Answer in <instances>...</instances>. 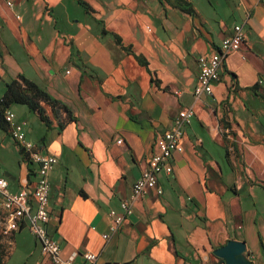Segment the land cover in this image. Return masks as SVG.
<instances>
[{"label": "crops", "instance_id": "crops-1", "mask_svg": "<svg viewBox=\"0 0 264 264\" xmlns=\"http://www.w3.org/2000/svg\"><path fill=\"white\" fill-rule=\"evenodd\" d=\"M80 1L91 11L78 0L0 1V100L22 75L69 112L60 111V127L44 102L49 124L25 105L7 109L36 151L57 158L46 228L60 255L74 264L84 251L96 264H223L212 251L235 240L250 264H264V0H185L190 14L163 0ZM236 24L241 50L223 62L212 94L195 99L198 56L217 51ZM189 107L172 174L159 173L105 241L108 212H120L155 141ZM0 178L10 193L36 182L8 128ZM18 249L16 264H51L25 227L12 232L11 257Z\"/></svg>", "mask_w": 264, "mask_h": 264}, {"label": "built area", "instance_id": "built-area-1", "mask_svg": "<svg viewBox=\"0 0 264 264\" xmlns=\"http://www.w3.org/2000/svg\"><path fill=\"white\" fill-rule=\"evenodd\" d=\"M0 1L8 9L13 7L14 0ZM244 41L242 25L236 24L232 28L231 35L222 39L217 51L198 56L196 60L197 79L192 88L195 99L203 94H212L213 83L219 80V70L223 62L231 53L240 51ZM192 116V107L181 109L173 119L171 129L157 138L154 152L147 166L132 185L129 196L120 201V212L114 210L108 212L110 219L108 233L102 235L105 241L116 233L125 218L131 214L133 203L156 187L157 175L161 172L166 175L172 174L171 156L173 153L183 151V128L190 124ZM4 119L8 125L10 137L18 145L22 154H25L27 159L35 165L36 182L32 189L24 188L16 193H10L7 181L0 178V206L4 213L3 233L10 234L25 227L40 245L41 253L51 264H74L73 257L64 258L60 255L59 244L50 238L46 228L49 221V173L57 164V158L34 149L32 143L26 140L22 126L14 122L12 112L6 110ZM120 142L117 141L118 144ZM160 192L157 190L158 194ZM32 202L35 204L33 212H31ZM80 256L82 264H96L97 262V255L94 253L84 251Z\"/></svg>", "mask_w": 264, "mask_h": 264}, {"label": "trees", "instance_id": "trees-1", "mask_svg": "<svg viewBox=\"0 0 264 264\" xmlns=\"http://www.w3.org/2000/svg\"><path fill=\"white\" fill-rule=\"evenodd\" d=\"M163 1L166 2L168 5L179 9L181 12L187 14H190L192 12V8L190 4L185 0H163ZM78 4L81 7H83L85 12L88 13L91 11L90 7L85 2L78 0ZM114 38L117 43H120L121 41L120 37L114 35ZM126 52L127 54L132 55L140 66L144 68L147 67V62L143 57L135 55L129 48H126ZM40 102H44L50 106L52 111V117L58 122V125L60 127L63 124L59 117L60 111L64 112L67 115V118L70 120L69 112L67 111V108L64 105H62L56 100L50 99L48 94L34 82L26 79L22 75H18L15 79L7 83L6 90L0 100V128L4 131H7L8 125L4 119V112L12 104L25 105L28 109L36 112L39 118L43 122L49 124L50 122L49 118L47 117L44 108L40 105ZM23 155L27 159V156L25 154ZM5 235H8L9 236L8 240L12 242V233ZM11 250L12 247L9 251H7V249L4 248L0 249V264H4L5 260L10 256Z\"/></svg>", "mask_w": 264, "mask_h": 264}, {"label": "water", "instance_id": "water-1", "mask_svg": "<svg viewBox=\"0 0 264 264\" xmlns=\"http://www.w3.org/2000/svg\"><path fill=\"white\" fill-rule=\"evenodd\" d=\"M245 244L243 242L228 240L225 245L212 251V254L223 264H250L245 256Z\"/></svg>", "mask_w": 264, "mask_h": 264}, {"label": "rangeland", "instance_id": "rangeland-1", "mask_svg": "<svg viewBox=\"0 0 264 264\" xmlns=\"http://www.w3.org/2000/svg\"><path fill=\"white\" fill-rule=\"evenodd\" d=\"M4 217V213L3 210L0 206V249L4 248L7 249V251H9L12 247V242H10L8 240V235H5L3 233V228H4V224H3V218ZM22 256V251L20 249L17 250V252L15 253L14 256L11 257V255L5 260L4 264H16L18 259H20Z\"/></svg>", "mask_w": 264, "mask_h": 264}]
</instances>
